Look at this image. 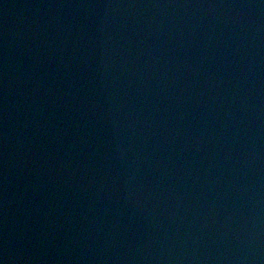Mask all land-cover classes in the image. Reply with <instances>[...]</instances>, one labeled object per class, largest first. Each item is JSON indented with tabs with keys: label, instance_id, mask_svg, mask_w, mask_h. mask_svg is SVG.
Masks as SVG:
<instances>
[{
	"label": "water",
	"instance_id": "water-1",
	"mask_svg": "<svg viewBox=\"0 0 264 264\" xmlns=\"http://www.w3.org/2000/svg\"><path fill=\"white\" fill-rule=\"evenodd\" d=\"M0 264H264V0H0Z\"/></svg>",
	"mask_w": 264,
	"mask_h": 264
}]
</instances>
